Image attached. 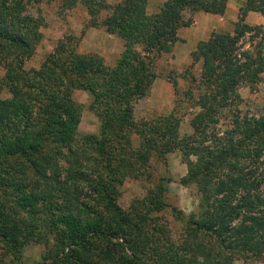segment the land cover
I'll use <instances>...</instances> for the list:
<instances>
[{
    "label": "trees",
    "instance_id": "trees-1",
    "mask_svg": "<svg viewBox=\"0 0 264 264\" xmlns=\"http://www.w3.org/2000/svg\"><path fill=\"white\" fill-rule=\"evenodd\" d=\"M146 1L61 0L67 9L82 5L85 27L119 38L122 52L109 66L93 54L63 56L57 46L37 68L25 69L41 39L39 10L28 12L39 0H0V85L8 93L0 99V242L16 252L30 239L36 223L23 224L18 212L33 210L39 191L42 211L56 213L60 258L70 264H138L125 238L127 217L112 199L117 169L94 135L77 136L80 107L70 97L75 85L68 80L75 75L84 77L79 88L91 97L99 132L115 136L113 125L120 131L128 123L140 139L138 153L171 143L181 153L182 183L194 185L200 207L184 219L186 233L178 245L159 249L166 264L264 263V103L255 113L237 108L238 88L264 75V24L243 23L247 11L264 19V0H246L232 35L211 33L190 52L187 69L201 64L197 84L185 93L198 112L183 138H176L179 118L172 115L163 118L161 131L146 136L144 124L130 122L132 105L145 95L151 64L170 52L177 29L189 26L199 11L222 15L227 0H166L171 18L147 14ZM244 34L246 48L239 43ZM153 136L165 142L155 145ZM97 199L120 225H101L107 214L93 209ZM133 227L128 220V233ZM126 245L130 258L122 253Z\"/></svg>",
    "mask_w": 264,
    "mask_h": 264
},
{
    "label": "rangeland",
    "instance_id": "rangeland-1",
    "mask_svg": "<svg viewBox=\"0 0 264 264\" xmlns=\"http://www.w3.org/2000/svg\"><path fill=\"white\" fill-rule=\"evenodd\" d=\"M104 1L113 4L121 0ZM34 8L39 10L44 24L40 29L41 39L33 55L24 62L25 69L37 68L57 46L62 47L63 56L67 52L73 55L93 54L109 66L113 65L122 52L123 43L119 38L105 33L102 28L85 27L88 16L82 5L76 3L67 9L61 5V0H39L28 12L35 14ZM146 9L147 13L157 12L165 18L172 16L166 0H149ZM103 15V12L99 14L100 17ZM183 16L188 17V13ZM178 36L176 45L173 43L168 54L154 58L150 67L153 78H150V83L145 88L146 93L132 105L130 122L135 126L144 124L145 135L155 134L156 130L161 131L163 118L168 115L179 118L176 138L189 136L192 132L189 121L198 112V108L190 107L193 100H189L185 92L194 88L198 82L201 62H197L191 69H187V66L190 63L189 54L199 39L193 37L190 41L188 28ZM199 38L203 40L206 37ZM247 40V34L239 39L243 48L247 47ZM2 74L0 67V78ZM68 80L75 85L70 97L80 107L77 136L94 135L108 151L110 165L117 169L116 179L111 183L112 199L118 211L127 217V245L129 241L138 264H166L165 259L158 256L159 249L168 244L174 247L178 245L186 233L184 219L200 207L194 185L182 183L186 165L181 153L171 148L173 143L169 144V150H166L167 146H157L155 149H148L145 154L138 153L137 150L141 149L140 139L133 131L128 130V123L120 131L117 125H113L115 136L106 132L102 134L99 132L100 120L90 108L91 97L88 92L79 88L84 77L70 75ZM237 94L240 98L237 108L241 112H257L264 103V75L257 84L249 88H238ZM7 97L6 89L0 85V99ZM192 97H196L194 90ZM153 139L155 145L165 142V139L155 136ZM128 172L132 177H128ZM35 182L42 185L45 181ZM36 192L39 193V198L32 204L33 210L29 209L27 213L18 212L19 220L27 226L36 223V230H30V239L16 252L0 242V264H70L60 258L59 238L53 235L57 226L53 223L56 213L52 215L51 209L48 212L42 211L45 198L41 197L39 191ZM95 201L97 203H92L93 209L107 214L100 222L102 226L120 225L111 212L102 209L103 200ZM128 220L129 225L134 224L129 233ZM37 222H40L39 225ZM38 230L42 235L36 234ZM127 245L122 253L130 258ZM235 264L264 263L239 260Z\"/></svg>",
    "mask_w": 264,
    "mask_h": 264
},
{
    "label": "crops",
    "instance_id": "crops-1",
    "mask_svg": "<svg viewBox=\"0 0 264 264\" xmlns=\"http://www.w3.org/2000/svg\"><path fill=\"white\" fill-rule=\"evenodd\" d=\"M245 1L246 0H227L222 15H211L201 11L194 13L192 17V23L189 26L180 27L177 29V39L175 42H177L178 40V35H180L182 31L187 28L189 30L190 41H192L193 37H197L199 39L196 40L197 43L199 41L207 40L211 33H226L232 35L235 25L237 23L239 10L243 8ZM148 2L149 0L146 1L145 5L146 13V7ZM243 23L248 27H258L264 24V19L258 12L247 11L243 17ZM201 36H205L206 38L201 40L199 38ZM174 45H176V43Z\"/></svg>",
    "mask_w": 264,
    "mask_h": 264
}]
</instances>
